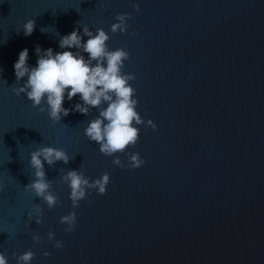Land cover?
I'll use <instances>...</instances> for the list:
<instances>
[{
	"label": "water",
	"instance_id": "obj_1",
	"mask_svg": "<svg viewBox=\"0 0 264 264\" xmlns=\"http://www.w3.org/2000/svg\"><path fill=\"white\" fill-rule=\"evenodd\" d=\"M118 14L131 16L125 34L110 32ZM29 19L35 29L25 37ZM82 25L129 53L123 73L136 77V111L156 125L139 126L127 149L145 161L139 169L113 165L126 155L105 157L85 137L96 109L53 124L12 92L26 81L16 85L13 69L21 50L30 67L36 46L76 51L58 43ZM77 102L65 98L63 107ZM45 146L70 158L44 164L58 196L51 210L24 191L30 153ZM69 170L90 182L108 173L106 194L92 190L73 209L60 182ZM34 204L39 225L27 216ZM70 212L77 222L66 234L59 220ZM26 251L35 254L30 264H264V0H0V253L16 264L13 254Z\"/></svg>",
	"mask_w": 264,
	"mask_h": 264
},
{
	"label": "clouds",
	"instance_id": "obj_2",
	"mask_svg": "<svg viewBox=\"0 0 264 264\" xmlns=\"http://www.w3.org/2000/svg\"><path fill=\"white\" fill-rule=\"evenodd\" d=\"M134 11H139V5L132 4ZM116 23L110 27V32L125 34L128 32L127 21L131 19L129 14H118L114 17ZM78 24V22H77ZM82 33L74 29L70 34L60 37L58 46L60 49H76V51H61L54 53L51 48L41 50L35 47L34 54L37 57L36 66L28 65V50L23 49L18 54V60L14 63V75L16 85L26 77L22 86L12 87V92L19 97L24 94L33 108L40 112L47 111V115L53 124L59 123L62 117H67L70 112L87 116L90 109H96L98 116L89 121L84 129V135L89 142H95L99 146V152L105 157H113L115 154H124L127 163L119 158L112 159V164L121 169L136 170L141 168L145 161L139 153L128 154L127 149L134 148L139 142V126L156 130L152 120L145 122L136 111L138 101L136 90L130 82L136 79L133 74H124V62L129 59V53L124 49L109 50L107 41L109 35L102 29L90 31L87 25L80 26ZM35 29V21L27 20L23 25L25 37L31 36ZM41 29L42 33H47ZM20 32V31H19ZM17 32V33H19ZM131 36L135 32L128 33ZM82 37H87L82 42ZM82 53L87 54L85 58ZM79 96L81 102H77L71 109L63 107L65 98L71 101ZM46 105L42 107L41 105ZM106 105L105 107H101ZM69 156L63 149L52 147H39L30 153L29 167L33 170L32 182L24 187L25 192H31L35 198H39L49 210L58 205V196L51 191L52 181L45 175L44 164L54 167L57 162L67 165ZM60 182L70 189L69 200L73 209L79 207V202L86 195L91 196L92 190L103 196L106 194V186L110 182L108 173H104L99 179L90 182L89 178L81 170H69L60 175ZM43 209L34 204L27 212L29 220L34 218L37 225L41 223ZM77 222L74 212H70L60 218L59 223L67 225L64 232L71 233ZM49 241L54 239V233L47 234ZM34 243L40 242L38 235H33ZM56 249L63 248L61 241L54 243ZM32 251H26L22 255L13 256L16 264H30L34 258ZM48 257L50 253H43ZM0 264H8L6 256L0 253Z\"/></svg>",
	"mask_w": 264,
	"mask_h": 264
}]
</instances>
